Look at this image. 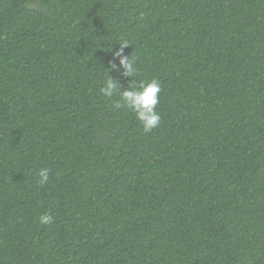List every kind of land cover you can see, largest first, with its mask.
Segmentation results:
<instances>
[{
    "label": "trees",
    "instance_id": "obj_1",
    "mask_svg": "<svg viewBox=\"0 0 264 264\" xmlns=\"http://www.w3.org/2000/svg\"><path fill=\"white\" fill-rule=\"evenodd\" d=\"M0 264H264V0H0Z\"/></svg>",
    "mask_w": 264,
    "mask_h": 264
},
{
    "label": "clouds",
    "instance_id": "obj_2",
    "mask_svg": "<svg viewBox=\"0 0 264 264\" xmlns=\"http://www.w3.org/2000/svg\"><path fill=\"white\" fill-rule=\"evenodd\" d=\"M120 47L112 52L113 61L109 62L108 71H116L118 68L121 70L120 74L124 77H134L138 75L136 67V58L124 53V48L130 44L123 41ZM102 86L99 92L104 98L111 100L114 96L119 99L113 101L115 108L126 107L131 109L140 122L144 133H149L157 128L161 122L160 114L155 110L156 105L159 103V93L161 92V84L158 79L152 78L151 80L133 81L126 88L121 90L118 81L109 76L102 78ZM39 185L43 186L49 182V169L42 168L39 173ZM55 221V217L50 212H45L39 216V223L41 225H51Z\"/></svg>",
    "mask_w": 264,
    "mask_h": 264
}]
</instances>
